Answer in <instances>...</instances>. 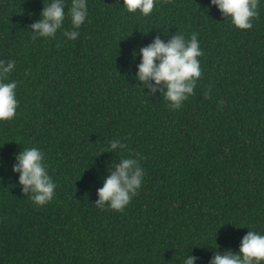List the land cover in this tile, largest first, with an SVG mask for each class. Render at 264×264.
I'll return each mask as SVG.
<instances>
[{"label":"trees","instance_id":"trees-1","mask_svg":"<svg viewBox=\"0 0 264 264\" xmlns=\"http://www.w3.org/2000/svg\"><path fill=\"white\" fill-rule=\"evenodd\" d=\"M87 4L76 39L67 17L54 37L33 39L44 0H0V59L15 61L19 101L0 121V264H180L186 254L209 264L237 251L248 227L264 233V2L250 29L210 0H156L147 16L123 0ZM176 32L197 34L202 72L171 109L143 91L133 50ZM113 139L126 147L111 151ZM24 147L44 152L56 184L45 205L12 171ZM128 156L142 186L122 211L97 207L109 167Z\"/></svg>","mask_w":264,"mask_h":264},{"label":"clouds","instance_id":"clouds-1","mask_svg":"<svg viewBox=\"0 0 264 264\" xmlns=\"http://www.w3.org/2000/svg\"><path fill=\"white\" fill-rule=\"evenodd\" d=\"M264 0H210L221 15L230 19L231 23L240 29L252 28V19L258 16V5ZM67 0H44L41 18L30 25L33 39L36 37H54L63 28L64 21L70 19L73 30H64V35L74 40L79 37L78 29L85 23L88 16L87 0H71L65 11ZM156 0H123V7L128 12L150 15ZM167 34V33H165ZM203 55L196 33L186 38L176 32L170 39H162L157 35L146 46L133 50V58L139 57L138 71L135 77L141 82L143 91L147 86L151 95L158 90L167 100L168 107L178 109L183 101L194 93L198 78L201 76V66L198 57ZM15 61L0 59V121L10 120L17 114L19 104L16 98L18 82L9 80L8 75L14 70ZM145 92V91H144ZM207 95V93L205 94ZM223 104V101L220 102ZM126 147L121 140L110 141L111 151L118 152ZM16 163L12 171L19 173L18 183L22 192L37 205L50 202L55 194L56 184L50 176L44 152L37 147H24L15 153ZM114 164V161L111 162ZM110 175L104 177L103 186L97 189V207L122 211L137 194L142 186L144 170L138 158L121 157L115 164V170L109 167ZM250 230L243 235L239 249L234 251H217L209 260V264H264V233ZM195 254L185 255L180 264H197Z\"/></svg>","mask_w":264,"mask_h":264}]
</instances>
